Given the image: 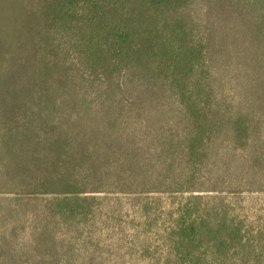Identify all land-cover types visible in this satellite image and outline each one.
Wrapping results in <instances>:
<instances>
[{
  "label": "trees",
  "instance_id": "1",
  "mask_svg": "<svg viewBox=\"0 0 264 264\" xmlns=\"http://www.w3.org/2000/svg\"><path fill=\"white\" fill-rule=\"evenodd\" d=\"M111 1L0 9V264L80 260L55 232L85 193L200 192L217 144L264 159V8L222 9L264 0Z\"/></svg>",
  "mask_w": 264,
  "mask_h": 264
},
{
  "label": "rangeland",
  "instance_id": "2",
  "mask_svg": "<svg viewBox=\"0 0 264 264\" xmlns=\"http://www.w3.org/2000/svg\"><path fill=\"white\" fill-rule=\"evenodd\" d=\"M236 3H227L222 9L264 8V4ZM116 5L113 1L79 0L71 7H119ZM61 7H67L63 0H0V9ZM190 8L201 9L200 5ZM260 139L263 143L259 140L258 146L264 153V132ZM215 148L218 150L212 152L190 186L200 192L85 193L97 199L79 223L80 230L68 234L58 228L55 232L81 257L75 264H178L183 263L178 259L183 260L181 255L187 257L185 264H264V159L255 162L246 151L230 152L226 143ZM193 221L198 226L208 221L212 230L203 231L199 226L192 231L188 237L193 241V254L188 256L187 240L177 250L174 246L176 228ZM192 256L196 259L191 260Z\"/></svg>",
  "mask_w": 264,
  "mask_h": 264
}]
</instances>
